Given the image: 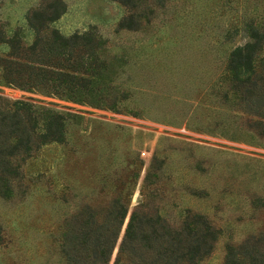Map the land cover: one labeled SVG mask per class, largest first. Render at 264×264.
Wrapping results in <instances>:
<instances>
[{
	"label": "rangeland",
	"instance_id": "374dc122",
	"mask_svg": "<svg viewBox=\"0 0 264 264\" xmlns=\"http://www.w3.org/2000/svg\"><path fill=\"white\" fill-rule=\"evenodd\" d=\"M46 1L0 0V20L29 41L25 16ZM61 1L50 27L104 39L127 98L112 110L0 84L11 100L79 115L63 142L41 145L22 163L10 197L0 195V264H70L61 246L74 214L115 197L128 206L119 238L131 212L148 203L170 222L186 209L208 218L217 238L200 264H223L228 247L252 236L264 251V139L243 132L236 112L204 92L216 91L247 25L264 29V0H142L137 11L153 12L137 31L118 29L129 8L117 1Z\"/></svg>",
	"mask_w": 264,
	"mask_h": 264
},
{
	"label": "trees",
	"instance_id": "16d2710c",
	"mask_svg": "<svg viewBox=\"0 0 264 264\" xmlns=\"http://www.w3.org/2000/svg\"><path fill=\"white\" fill-rule=\"evenodd\" d=\"M114 1L129 8L118 29L137 31L153 12L152 8L137 11L142 0ZM44 5L25 16L33 34L29 41L20 27H9L0 20V84L120 109L119 102L127 95L115 84V63L103 55L105 40L93 30L62 34L50 23L64 12V4L47 0ZM247 30L248 40L231 48L223 73L210 87L216 91L204 92L215 95L220 109L238 113L233 114L240 118V126L245 125L243 132L264 139V56L260 54L264 29L248 24ZM77 117L70 111L0 95L1 196L10 197L13 183L21 178V165L33 151L50 142H63L68 123ZM220 125L231 122L221 120ZM127 213V204L118 197L99 209H80L62 242L64 259L70 264H108ZM216 238L217 230L202 213L186 209L178 222H170L158 209L140 203L129 216L113 264H200L212 252ZM259 244L260 239L252 236L228 247L223 264H264Z\"/></svg>",
	"mask_w": 264,
	"mask_h": 264
},
{
	"label": "water",
	"instance_id": "95a60500",
	"mask_svg": "<svg viewBox=\"0 0 264 264\" xmlns=\"http://www.w3.org/2000/svg\"><path fill=\"white\" fill-rule=\"evenodd\" d=\"M121 238H119V240H120Z\"/></svg>",
	"mask_w": 264,
	"mask_h": 264
}]
</instances>
